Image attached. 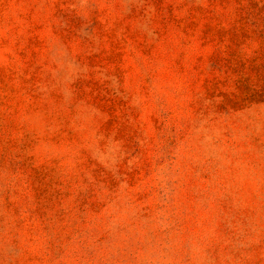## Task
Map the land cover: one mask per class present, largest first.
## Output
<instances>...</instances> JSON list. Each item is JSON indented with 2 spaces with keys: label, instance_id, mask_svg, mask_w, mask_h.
<instances>
[{
  "label": "rangeland",
  "instance_id": "rangeland-1",
  "mask_svg": "<svg viewBox=\"0 0 264 264\" xmlns=\"http://www.w3.org/2000/svg\"><path fill=\"white\" fill-rule=\"evenodd\" d=\"M0 264H264V0H0Z\"/></svg>",
  "mask_w": 264,
  "mask_h": 264
}]
</instances>
